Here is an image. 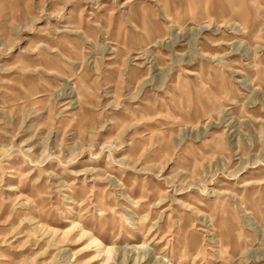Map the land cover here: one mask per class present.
I'll list each match as a JSON object with an SVG mask.
<instances>
[{"label":"rangeland","instance_id":"1","mask_svg":"<svg viewBox=\"0 0 264 264\" xmlns=\"http://www.w3.org/2000/svg\"><path fill=\"white\" fill-rule=\"evenodd\" d=\"M0 264H264V0H0Z\"/></svg>","mask_w":264,"mask_h":264},{"label":"bare ground","instance_id":"2","mask_svg":"<svg viewBox=\"0 0 264 264\" xmlns=\"http://www.w3.org/2000/svg\"><path fill=\"white\" fill-rule=\"evenodd\" d=\"M145 248V247H144ZM106 249V248H105ZM103 250L102 252L105 254V256H110V254H111V252H112V250L111 249H109V248H107L106 250ZM142 249V248H141ZM109 260V258H107L105 261H108Z\"/></svg>","mask_w":264,"mask_h":264}]
</instances>
